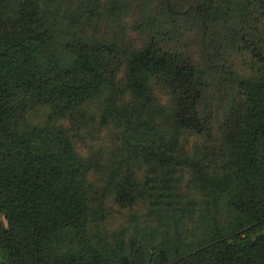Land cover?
<instances>
[{
    "label": "rangeland",
    "instance_id": "1",
    "mask_svg": "<svg viewBox=\"0 0 264 264\" xmlns=\"http://www.w3.org/2000/svg\"><path fill=\"white\" fill-rule=\"evenodd\" d=\"M21 1L0 0V10L15 13ZM33 1L53 30L49 38H26L18 50L26 55L0 58L7 80L19 77L11 67L22 60L21 73L68 83L66 72H88L66 42L108 44L105 65L89 78L84 97L66 102L43 87L22 99L15 120L51 138L63 133V144L83 162L86 234L95 241L115 238L124 251L192 246L218 217L215 206L223 198L212 180L236 168L229 164V141L241 133L250 80L264 74V0H234L233 8L223 0H172L171 6L166 0ZM201 1L214 14L208 25L196 12ZM147 49L152 54L137 84L128 67L133 52ZM170 61L208 67L199 77L204 93L193 101L202 132L191 125L176 136L171 131Z\"/></svg>",
    "mask_w": 264,
    "mask_h": 264
},
{
    "label": "trees",
    "instance_id": "2",
    "mask_svg": "<svg viewBox=\"0 0 264 264\" xmlns=\"http://www.w3.org/2000/svg\"><path fill=\"white\" fill-rule=\"evenodd\" d=\"M166 1L171 6L172 0ZM223 1L231 7L234 2ZM38 11L33 0L21 1L15 13L0 10L1 59L12 54L16 60L17 52L26 55L18 51L26 38L52 33ZM196 12L207 25L214 18L207 2H198ZM65 46L88 73L77 77L66 72L70 82L57 84L48 73L46 78L21 73V60L11 67L18 78L9 81L0 74V264H264V74L250 80L241 133L229 141V164L236 168L213 177L215 192L223 200L215 206L218 217L212 226L187 248L170 250L158 244L124 251L115 238L95 241L86 234L84 164L63 144L64 134L56 132L51 138L23 119L16 125L23 98H32L45 87L59 91L66 102L80 99L92 84L89 78L101 73L106 42L75 38ZM150 53L149 49L132 53L128 73L137 84L143 80L140 69ZM168 69L171 131L176 136L185 125L204 131L193 101L204 93L199 77L208 67L170 61ZM169 164L161 156V165Z\"/></svg>",
    "mask_w": 264,
    "mask_h": 264
}]
</instances>
